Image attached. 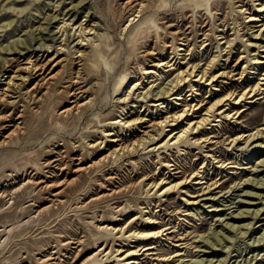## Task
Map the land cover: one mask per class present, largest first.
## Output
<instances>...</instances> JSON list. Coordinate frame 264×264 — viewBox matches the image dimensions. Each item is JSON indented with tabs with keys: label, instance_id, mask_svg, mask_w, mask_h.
I'll return each instance as SVG.
<instances>
[{
	"label": "rangeland",
	"instance_id": "rangeland-1",
	"mask_svg": "<svg viewBox=\"0 0 264 264\" xmlns=\"http://www.w3.org/2000/svg\"><path fill=\"white\" fill-rule=\"evenodd\" d=\"M127 1L0 0V61L7 59L9 66L7 68L9 72L3 70L2 75L6 72L8 73L6 76L13 75V72L24 66L30 58L43 64L55 58L53 63L48 64L46 75H53L64 66L63 77L60 76L52 88L58 90V93L61 92L65 86L63 78L71 77L78 70L73 63L76 57L72 53L76 50L80 37L76 30L82 25L83 29L87 28L88 39H92L91 42L84 43L86 46L83 49L88 59L83 62L82 86L88 91L83 97V102L89 100L93 102L91 109L82 117L71 120L56 115L60 108L68 105L63 93L52 95L42 106L37 103V99L35 104L26 99L24 94L28 89L25 88L21 93L14 95L15 99L9 101L16 102L12 108L0 103V118H8L7 116L13 112L10 123L0 121V126L24 123L21 136L13 139L9 145L0 146V231L13 226L7 237L0 233V264H51L52 262H47L45 257L54 254L59 264H81L95 252L97 244L102 245L104 242L115 248H124L125 251L154 245L155 250L149 252L142 250L133 258L138 264H197L196 261L201 260L204 261L198 264H205L212 259L213 264H219L217 260L227 257L223 264H256V261L249 262L252 257L249 253L253 250L256 251L255 255L259 253L258 260L262 259L264 262V237L260 243L258 242V238L260 240L264 233V210L255 221L246 219L238 223L231 220V215L237 214L240 210L263 208L261 201L241 195L242 190L258 192L248 187L244 189L246 180L264 178V168H258V174L254 175V169L264 159V151L257 155L260 150L255 148V145L264 144V134L262 140L248 145L249 147L243 145L245 141L238 146L230 145L233 138L244 133L248 135L251 130L264 126V86L260 92L263 93V99L255 100L256 102L246 101L236 106L232 104L226 108L229 109L227 113H230V118L226 117V113L219 116L217 112L214 116H218L217 120H221L220 123L215 124L217 120L212 116L209 124L199 133L190 136L188 143L181 145L179 149L171 147L154 153H149L150 149L142 151L116 165L103 166L90 180L85 176L83 192L79 197L82 199L80 202L86 205L91 198L108 194L104 186L108 189L129 188L132 190L130 193L125 192V195L116 196L114 199L107 198L88 205L86 209L77 210V197L67 191L66 205L60 210L56 208L53 215L48 213L40 218H34L35 211L44 207L49 194L58 190L38 192L30 185L18 192V195L8 197L13 191L8 186L13 180L11 177L14 176L17 184L13 188L21 187L24 180L31 179L35 183L42 181L53 183L55 179L51 177L60 174L57 168L66 151L77 154L80 146L85 145L89 152V155L85 153V156H90L87 164L100 159L105 153L100 149H88L87 145L103 141L105 136L112 133L117 134L121 125H113L117 120L124 118L135 120L141 117L151 119L154 106L159 104L156 103L159 97L152 96L149 102L145 103V108L139 109L135 104L139 94L151 90L155 95L168 87L175 78L177 69H186L196 64L203 67L205 63L208 64L217 57L213 70L221 69L232 76L245 71L244 80L235 81L239 76L219 79L213 85L216 87L208 86L209 82H196L195 90L198 92L194 93V97L190 96L192 94L189 92L190 88L186 90L185 87L180 88L176 92L183 91L181 93L183 100L178 102L181 105L176 106L179 110L186 104L196 105L199 101L214 102L230 91H243L247 86H255L260 82L264 85V80L260 81L264 78V0H211L209 11L199 0L164 2L155 0L151 3V9L130 28L135 33L136 27L144 23L141 25L143 30L140 39L129 36V20L132 19V14L122 8ZM244 10L245 14H241ZM248 16H257L260 22H248ZM63 21L67 25L59 33L60 27L63 26L60 23ZM93 25L95 32L93 30L88 33ZM40 27L43 30H40ZM62 31H65V36L67 33L75 36L62 38ZM178 32L179 36L175 34ZM222 38L226 40H221ZM182 39L186 42L180 41ZM227 42L229 44H225ZM92 43L96 46V51ZM172 43L173 50H167L166 47ZM40 44L49 47L41 50ZM182 44L190 45L185 48ZM60 46L66 50L60 52ZM154 50L158 55L153 58L148 53ZM170 59H174L171 64H175L176 68L153 67L161 60L168 62ZM60 61H63L61 66L52 67ZM146 69L157 71L164 79L155 81L157 78L150 76L146 81L144 79L147 77L144 76ZM5 78L0 79V84ZM136 81L144 84L141 86L145 87L144 91L135 92L130 96L128 103H121L124 93L129 92ZM193 81L195 78H192L190 84H193ZM33 85L32 82L30 86ZM172 99L173 96L166 99L165 105H168L166 110L174 113L177 111L174 109ZM122 107L125 108V112ZM205 108L206 106H202V109L195 111L197 113L191 117L202 116ZM166 110L154 114L153 119L159 114L164 115L161 113H165ZM20 114L21 120L16 121ZM99 116L101 122H97ZM218 124L219 127H213ZM173 129L166 128L157 144L166 140V135ZM5 132L6 129L0 130V142ZM111 137H108L107 141H110ZM201 138L208 140L203 142ZM55 160L58 161L51 164ZM48 164L52 166L49 167ZM166 164L175 166L174 169L177 168L181 172L179 180L199 173L198 177L204 178L206 185L195 184V181L188 182L181 190L165 196L166 198L155 190L147 194L145 185L149 182L146 181L144 185L139 183L147 177H154L153 180L159 181L173 176L174 173L171 171L173 168H168ZM70 170L73 168L66 173H70ZM58 178L62 180L64 177ZM209 185L213 186L206 190ZM217 187L220 188L215 189ZM258 194L264 196V193ZM11 198L13 202L9 200ZM208 198H215L216 202L205 201ZM249 200L258 203V206L247 207L242 204ZM118 206H125L130 212L128 216L121 217L118 226L125 227L133 218H137L135 225L129 230L140 231L143 228L154 229L153 227L170 230L162 237L149 238L145 242L129 238V234L113 238L99 234L91 226L93 218L96 216L111 224L116 221L114 208ZM216 209L220 212H211ZM148 218L156 220L159 224L149 228L151 226ZM219 219L225 220V224L237 226L254 222L253 230L247 236H240L233 247L224 241L222 247L227 248L223 249L220 246L216 252L208 250L206 251L208 254L204 255L201 251L205 248L199 242L200 237L208 235L210 231L220 230L222 223L217 222ZM80 240L83 244L78 246L76 243ZM225 252L227 253L223 254ZM248 256L250 258L245 263ZM118 259L119 257H112L106 264H127Z\"/></svg>",
	"mask_w": 264,
	"mask_h": 264
},
{
	"label": "bare ground",
	"instance_id": "bare-ground-1",
	"mask_svg": "<svg viewBox=\"0 0 264 264\" xmlns=\"http://www.w3.org/2000/svg\"><path fill=\"white\" fill-rule=\"evenodd\" d=\"M119 1H121V0H118V2ZM154 1L155 0H128L125 4H123V5L121 4L122 8L125 12L132 14L131 15L132 19L131 20L128 19L130 21L128 33H129V36H131V38L140 39V35L142 34V30H143V28H141V25H144V23H142L141 25H138L136 27L137 31L135 33H133V31L130 30V28L132 27V25L135 22L139 21V19L142 18L143 15L146 14L151 9V6H152L151 3ZM159 1L164 2V0H159ZM199 1H201L202 6L206 7V9L209 11V9H210L209 7H211V0H199ZM261 8H263V6ZM245 12H246V10L242 11L241 14H245ZM247 19H248V22H260V19L257 16H248ZM60 24H62L63 26L60 27L59 33L61 32L62 29L63 30L65 29V26L67 25V23L65 21H63ZM94 28H95V25H93L89 29L88 33H91L93 30L95 32ZM40 30H43L42 27H40ZM126 30H127V28L123 31L125 32ZM76 32L79 33L80 37H78L79 41L76 45L77 46L76 50H74V53H72V55L76 57L75 58L76 60H74L73 63H75L76 67H78L77 68L78 70L76 73L72 74L71 77L68 76L66 78H63V80H65V82H64L65 86L62 87L63 90L61 92L58 93V90L52 89V88L55 84V81H57V79L60 78V76L63 77L64 66H62L61 69L59 71H57L55 74L46 75L48 64L53 63L55 61V58L51 59L50 61H48L45 64L41 63V61H39V60H33L30 58L27 60L26 63H24V66H22L21 68H18L16 71H14L13 75H11V76H6L8 74L7 72H9V71H7V68H9V66H8L7 59H4V60L0 61V79L2 77H6L5 79H3L4 82L2 84H0V103L1 104L5 103L9 106V108H12L13 106L16 105V102H9V101L12 99H15L16 97H14V95L17 93H21L22 90L24 91V89L26 88V89H28L27 91L25 90L26 93L24 94L26 99H29V102H33V104H35L36 99H37V103H40V105H42V106L51 98L52 95H56V94H60V93L65 94V96L67 98V102H68L67 104L68 105L66 107L60 108L56 112L57 117L62 118V119H70L71 120V119H75L76 117L80 118L84 115L85 112H87L89 109H91V107L93 106V102L91 100L83 102V100H84L83 97L85 96V94H88V91L84 90V87L82 86V84H83L82 83V80H83L82 71H83V62H86L88 60V59H86L85 51L83 50L86 46L84 43L91 42L92 39L91 38L88 39V35H86L87 28L83 29L82 25H80L77 28ZM62 33L63 34L61 35V37L63 38L66 33H65V31H62ZM175 34H177L179 36L180 32L175 33ZM66 36L68 38H70V36L74 37L75 35H69L67 33ZM263 37H264V34H263ZM224 39L226 40V38H222L221 40H224ZM255 39L257 40V38H255ZM180 41H182L183 43L186 42L183 39ZM225 44H229V42H227ZM189 45L185 44L183 46L186 48ZM62 46H64V45H62ZM45 47H49V46H46V44H40L41 50L45 49ZM173 47H174V45L172 43V45H169L166 48H167V50L168 49L173 50ZM93 48L96 51V46L94 44H93ZM64 49H65L64 47L60 46L59 51L60 52L64 51ZM180 51L187 52V50H180ZM56 54L57 53H55V55ZM171 54H173V53H171ZM225 54H226V52H225ZM148 55L152 56L154 58L158 54L154 50L153 52L148 53ZM216 58L217 57L212 59V61L209 62L208 64L205 63V65L203 67H200V64H196V65H191L190 67L188 66V68H186V69H177L176 70L177 74H176L175 78L171 81L170 85L166 88L161 89V91H159L155 95H154L153 91H151V90H147L146 92H141L139 94V97H138L139 100L137 98V101L135 102L136 107L138 106L139 109L145 108V103L149 102L148 100L152 96L159 97V99L156 102L159 104L154 106L151 119L141 117V118H138L135 120H127L126 118L117 120L113 124V125L121 124V125H119L120 130H119V132H117V134L112 133L111 135L105 136L103 138V141L97 142L93 145H91V144L87 145L88 149H100L101 151H103L105 153L100 159H98L96 161H90L89 164H87L86 162L90 156H87V157L85 156L86 154L89 155V152H87L85 145L80 146V149L78 150L77 154L70 153V152L66 151V152H64L63 160L59 161L60 164L58 165V168H57V170L59 171L60 174L58 176H54V177L52 176L53 178L51 177V179H53V180L55 179V181H53V183H48L45 181L35 183V182H32L31 181L32 179H31V180H24L21 187L13 188L17 184L16 183L17 180L14 179V177H15L14 176V177H11V179L13 178V180H12V182H10V184L8 186V188H12L13 191L8 197H10V196L13 197L15 194L22 191L23 189H26L30 185H32L34 187L35 191H38V192H42L45 190H52V189L58 190L57 192H55L53 194L52 193L49 194V197L47 198V204H45L44 207H40L39 209H37L35 211V213H34L35 217L34 218H40V217H42V215L48 214V213H51L53 215L54 210L56 208H58V210L63 208L67 203L65 201V198H66L65 195H66L67 191H69L73 196L77 197V204H76L77 210L86 209L88 207V205L104 201L107 198L114 199L116 196H120L122 194L125 195L126 193H130L132 190H130L129 188L108 189L104 186L103 188L106 189L108 194L106 193V194H103L100 196L97 195L96 198H91V201H89L86 205L84 203L80 202V201H82V199L79 197L80 194L83 192V185H84V181H85L83 178L86 176L90 180L91 177L94 174H96V171L98 169L102 168L103 166L109 165V164L116 165L119 162H121L123 159L129 158V157H134V156L138 155L140 152L147 151L149 149H150L149 153L159 152L160 150H168L171 147H176L177 149H179V147L181 145L188 143L190 136H192L193 134L199 133V131L201 129L206 127V125L209 124L212 116L215 117L217 120L218 116H214V114H216L217 112H219V114H218L219 116L225 115V113H226L227 114L226 117L230 118V113H227V110H229V109L226 110V108H228L232 104H233V106H236V105H241V104L245 103L246 101L256 102L255 100L263 99V97H262L263 93L260 94V92L262 91V88L264 85H262L260 82V84H257L255 86H249V87L247 86V88L244 89L243 91H236V90L230 91L227 94L223 95L222 97H219L214 102H211L212 100L206 101V102L205 101H199L198 104H196V105L186 104L185 106H182L183 107L182 110H179V108H176V106L178 107L181 105V104H178V102L183 100L181 97L182 96L181 93L183 91L181 93H176L177 91H179L180 88L185 87V90H186V88H190L189 92H190V94L192 93L190 96H193L194 93L196 94V92H198V90H195V88L197 87V85H195L196 82H204V83L209 82L208 86H213L214 83L217 82L219 79L236 77V76H239V77L237 79H235V81H240L242 79L243 80L245 79V77H244L245 71L244 70L241 74H237L234 76H232L231 73H227L226 71H222L221 69L220 70H218V69L213 70V68L215 67ZM173 61H174V59H170L168 62H164L161 60L157 64L153 65V67H155V69L156 68L157 69L169 68V67L171 68L173 66L175 67V64H173V65L171 64V62H173ZM250 61H252V60H250ZM62 62L63 61H60V62L54 64V66H52V67L53 68H55L57 66L59 67V66H61ZM257 64H259V63H256V65ZM3 70L7 71L6 73H4L5 75H2ZM256 71H258V69ZM132 74L133 73H131V75ZM144 76H147L144 78V79H146V81H147V78H149L150 76H155L157 78V80H155V81H160V80L164 79L163 77H161L160 75L157 74V71H151V70L148 71L147 69L145 70ZM192 78L193 79L195 78V81H193L194 82L193 84H190L192 82ZM263 80H264V78L261 79L260 81H263ZM32 82L34 83V85L31 87L30 85ZM187 84H190V85L187 86ZM142 85H144V84H142L140 81H136V83L133 85L131 90L129 92L124 93L123 100L121 101V103H123V104L128 103L130 96L134 95L135 92L140 91V90L144 91L145 87L142 88L141 87ZM25 86H27V87H25ZM29 86L31 88H29ZM213 87H216V86H213ZM119 88H120V86L117 87V89H119ZM147 88H149V87H147ZM41 90H43L44 92L42 93ZM214 91H218V90L214 89ZM172 96L174 97V99H172V101H174V104H173L175 106L174 109L177 111L174 113L173 112L171 113L168 109L166 110L168 105L167 106L165 105L166 99H168ZM196 96L197 95H195V97ZM162 100H163V102H161ZM202 106H206V108L204 109L205 113L200 117L192 118L191 116H193L194 114L197 113L195 111L200 110V108L202 109ZM244 106H246V105H244ZM242 107H243V105H242ZM162 110H166L165 113H161L164 115L159 114L155 119H153L154 114L156 115V114H158V112H161ZM123 112H125V108H123ZM237 114H238V112L236 113V115ZM12 115H13V112L7 116L8 118H0V121H4L5 123L6 122L10 123L9 120L12 117ZM120 116L122 117L124 115H120ZM21 118H22V114H20L18 116L16 121L17 120L20 121ZM100 119H101L100 116L97 117V122H101ZM217 122L220 123L221 120L218 119L215 124H217ZM23 124H24L23 122H20V123H17L16 125H10L9 124L6 127H4L3 125L0 126V128H1L0 130L6 129L5 135L3 136V140L0 142V146L9 145L12 143L13 139L21 136V134H23V131H24V127H23L24 125ZM146 125H149V126H146ZM219 125L220 124L213 125V127H219ZM168 127H172L174 129L171 131V133L166 135V140H164L162 143L159 142L157 144V141L164 135V133L166 132L165 129ZM12 128H13V130H12ZM142 129H144V130H142ZM148 130H150V131H148ZM128 132H129V135H127ZM153 133H155V134H153ZM263 134H264V126L262 125V127H258L257 129L251 130L250 133H248V135H245V133H244L242 135H239V136L233 138L231 140L230 145L231 144H234V145L237 144V146H238V144L245 141V143L243 145L251 146L254 142H257L258 140H262ZM110 136H112L111 137L112 139L110 141H107L108 137H110ZM201 139H203V142H207V140H208V139H204V138H201ZM73 145H74V143H73ZM255 148H259L260 151L257 152V155H259L258 153H262V151H264V144H256ZM51 156H53V155H51ZM57 161L58 160H55L51 164H54ZM48 166L51 167L52 165L48 164ZM165 166H167L168 168H171V167L173 168V170H171L174 173L173 176H170L169 178H162L159 181L155 180V179L153 180L154 177H149V178L147 177V178H144L139 183V185L140 184L144 185V183L146 181L149 182L145 185L146 190H147V194L150 191L153 192L155 190V191L159 192V194H161L163 197H165L167 195L176 193L177 191L181 190L183 188V186H185L188 182H193V181H195V184H198V185H202V186L206 185V183L203 181L204 178L201 179L200 177H198L199 173H193L187 177H184V179L179 180L181 172H179V170L177 168L174 169L175 166H173V165H170V164L167 165L166 164ZM221 167H223V166H221ZM72 168H73V170H70V173H66V171H68L69 169H72ZM258 168H264V159H262L258 163L256 168L254 169V175L258 174V171H257ZM60 176L64 177V178L62 180H60L58 178ZM244 184H246L244 189L246 187H248V189L255 190V191H258L260 193H264V178H262L260 180H256V178L248 179L245 181ZM145 186H144V188H145ZM212 186L213 185H209L206 188V190L207 189L209 190ZM218 188H220V187H217L215 189H218ZM258 192L252 193V192H247V191L242 190L243 195H241V196H246L248 199L255 198L258 201H261L260 204L263 208L253 209V210H251V209L240 210L237 214L231 215L232 221L240 223L246 219H250L252 221H255L257 218H259L258 217L259 214L264 210V196H262V194H258ZM3 196H5V195H3ZM9 200L12 201L13 198H11ZM215 200H216L215 198L214 199H211V198L205 199V201L210 202V203L216 202ZM12 202H11V204H12ZM253 202L254 201L249 200V201L244 202L242 204L247 206V207H254V206L257 207L258 203L256 204L255 202L254 203ZM114 210L116 211V216H115L116 221L112 222L111 224L105 222L104 219L98 218L96 216L91 221V226H93L99 234L106 235L110 238H113V237L118 236V235H119V237H124V236H126V234H129V236H128L129 238L136 239L138 242H145L149 238L162 237L165 232L170 230V229L162 230V229H157V228L153 227V225L157 226L159 223L152 218H148V220H150L149 225L151 226L149 228L153 227L154 229L146 230L145 228H143L140 231H137V230L131 231V230H129V228L135 225L137 218H133L125 227L118 226L117 224L121 220V217L124 218V217L128 216L130 212L125 206H123V207L118 206V207L114 208ZM211 212L212 213L220 212V210L216 209V210H213ZM31 219H33V218L31 217ZM26 221H27V219H26ZM217 222L222 223L220 230L210 231V233L208 235H203L200 237L199 242L202 244L203 248H205L204 251H201L204 253V255L208 254V253H206V251H208V250H215V252H216V249L220 246H221V248H223V247L227 248V246L222 247L224 241H225V243L231 244L233 247L234 242H236V240H238L240 238V236L241 237L247 236L248 233H250L253 230V224H254V222H250L247 224L242 223V224L237 226L236 224H229V223L225 224L224 223L225 220L223 221V219H219ZM18 224H20V223H18ZM12 229H13V226L6 227V228H3L2 231H0V233L3 234L5 237H7L11 233ZM263 237H264V233L261 236L260 240L258 238V242L261 241L263 239ZM76 244L78 246H81L83 244V241L80 240ZM155 249H156V247L154 245H150L147 247H143V249L140 247H136L133 250H126L125 251L124 248H115L114 246H109L108 242H104L102 245L97 244L95 247V252L93 254H91L90 256H88L81 264H106L112 257L113 258L119 257V259H118L119 261L126 262L127 264H138L135 260H133V258L135 256H138V254H140L142 250H143V252H149V251H153ZM228 250H230V248H228ZM221 252H222V250H221ZM227 252H229V251H227ZM227 252H225L223 254H226ZM255 253H256V251H254V250H253V252L251 251L249 254L252 255V257L250 258L249 257L250 255L248 254L249 256L247 259L245 258V263H247L248 259L250 258L249 262L250 261H256V264H259V263L264 264L262 259L258 260L259 253H258V255H255ZM228 255H229V253L227 254V256ZM54 256H56V255L54 254V255L46 256L45 257L46 261L52 262L51 264H59V263H57L58 260ZM227 258H225V259L223 258L222 260H217L216 262H218L219 264H223ZM203 261L204 260L196 261V263L198 264V263L203 262ZM20 264H22V263H20ZM205 264H213V259L206 261ZM251 264H253V263H251Z\"/></svg>",
	"mask_w": 264,
	"mask_h": 264
}]
</instances>
